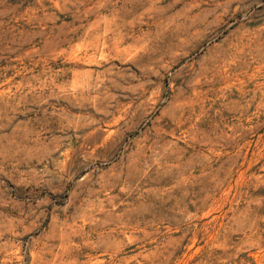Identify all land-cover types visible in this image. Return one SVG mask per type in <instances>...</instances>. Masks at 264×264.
<instances>
[{
	"label": "rangeland",
	"instance_id": "1",
	"mask_svg": "<svg viewBox=\"0 0 264 264\" xmlns=\"http://www.w3.org/2000/svg\"><path fill=\"white\" fill-rule=\"evenodd\" d=\"M0 264H264V0H0Z\"/></svg>",
	"mask_w": 264,
	"mask_h": 264
}]
</instances>
